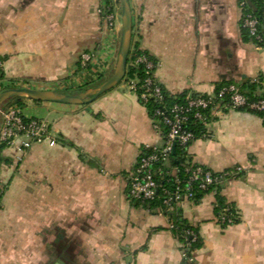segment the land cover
Here are the masks:
<instances>
[{"label":"crops","instance_id":"obj_1","mask_svg":"<svg viewBox=\"0 0 264 264\" xmlns=\"http://www.w3.org/2000/svg\"><path fill=\"white\" fill-rule=\"evenodd\" d=\"M130 4L135 40L169 95L264 77V46L245 40L241 0ZM121 31L117 0H0V89L97 86L115 71ZM21 112L45 121L49 137L29 146L19 137L2 152L0 264H185L172 214L128 197L143 148L163 145L130 82L88 105L23 101ZM208 130L188 154L216 173L243 169L220 192L240 221L218 223L217 192L178 205L203 242L188 264H264V120L228 110Z\"/></svg>","mask_w":264,"mask_h":264},{"label":"built area","instance_id":"obj_2","mask_svg":"<svg viewBox=\"0 0 264 264\" xmlns=\"http://www.w3.org/2000/svg\"><path fill=\"white\" fill-rule=\"evenodd\" d=\"M262 5L261 20L252 14H243L241 21L250 36L260 43L264 41V0ZM244 6L245 3L242 2V10ZM106 14L109 25L114 27L116 16L110 13L109 9ZM83 61L88 64L91 57L84 55ZM135 64L144 65L146 78L140 85L138 82H131L130 87L147 110L152 101L154 107L149 116L154 130L163 140V145L161 147L147 145L141 151L130 178L129 199L146 206L155 202L161 191L163 210L159 208L158 211L173 214L178 209V205L184 201L194 202L197 190L207 192L212 188L225 185L228 181L239 179L243 174V169L240 167L216 173L192 160L185 164L186 179L183 180L178 177V170L170 168L173 151L176 149L177 152L180 148L188 153L191 145L199 139L197 133L192 130L193 124L201 125L204 129L201 137H209V126L225 111L245 109L264 116V77L252 79V83L259 87L254 95V101L239 86L231 85L209 95L187 93L183 102L168 104L164 96V88L155 76L159 63L143 55L135 61ZM2 69L3 63L0 61V78ZM0 134L1 146L7 149L13 148L19 137L27 139L26 145L29 146L47 140L49 126L45 121L26 118L18 106L9 105L0 109ZM169 176L174 178V191H170L160 183V180ZM2 193L3 188L0 186V195ZM232 211L233 208L229 204L224 207L221 215L217 217L218 223L228 227L234 225L240 217L237 210ZM171 228H174L172 224ZM188 234L194 236L193 233Z\"/></svg>","mask_w":264,"mask_h":264},{"label":"trees","instance_id":"obj_3","mask_svg":"<svg viewBox=\"0 0 264 264\" xmlns=\"http://www.w3.org/2000/svg\"><path fill=\"white\" fill-rule=\"evenodd\" d=\"M242 2L245 3L244 9H243L244 15L252 14L256 18L261 20L262 15H263L262 0H241V3ZM241 28H242V32H243V35L245 37V40L253 41L258 46H264V41L262 43H260L255 38L250 36L249 32L243 27L242 22H241ZM261 30H262V26H261ZM263 39H264V34H263ZM143 55H146L147 57H149L150 60L157 62L147 52L141 50L140 43L135 40V35H133L131 51H130V55L128 58V64H127V74H126V78H125L126 82L131 83L134 81V82H138L140 85L144 81V79L146 78V69H145L144 65H142V64L136 65L135 64V61ZM231 85L239 86L242 89V91H244L246 93V95L252 101L255 100L254 95L258 91L259 87L252 83V79H245L239 85L234 84V83L221 84L217 87L216 92L219 91L220 89L224 88V87H229ZM88 88H82L79 91H77L75 94H79ZM58 92L62 93V94H70V92H65V91H58ZM186 95L187 94H184V95H181L178 97H173V96L169 95L166 92V90L164 89V96H165L166 102L168 104L183 102ZM9 105H16L20 109H22L23 108V101L11 100V101L5 103L2 107L4 108V107L9 106ZM153 107H154V105L151 101V103L149 105V109H148L149 113H151V110H153ZM240 111L258 115L264 120V116L260 113L248 111L245 109H241ZM191 127H192V130L197 133V136L199 139L203 138V137H201V134L204 133V129L201 127V125L193 124V125H191ZM4 150H5V147L2 146V152ZM187 161H192L191 157L188 155L187 152L181 150L180 148H178L176 155L173 156L172 160H171L170 168L178 170V177H180L183 180L186 179V175L184 173V168H185V164L187 163ZM168 170H170V169H168ZM160 183L163 187L168 188L170 191L175 190V182H174V178L172 176H169V177H166L165 179L160 180ZM221 188H222V186H219L216 188H212V189H210V191H207V192L197 190L194 202L199 203L204 198L205 195L216 191L217 192V206H216L215 212H216V216L219 217L222 213L223 208L228 205L226 203L225 199L220 195ZM3 193H4V190H3ZM3 193L0 195V202H1V199L3 196ZM162 199H163V195L160 191V193L157 197V200L155 202L150 203L149 205H146L143 207L149 208L153 212L157 211L159 208H162V210H163ZM133 203L137 206H142L138 202H133ZM232 212H234V208H233ZM165 214L169 215L168 213H165ZM239 221H240V219H237L234 225L238 224ZM171 222H172L171 224L174 226L173 232L176 234V236L179 238V240L184 245L185 264H188V262L192 259V254L194 252H196L197 250H200L203 247L202 239L198 235V231L194 227L189 225L188 222H186L183 219L182 213L179 209H176V212L172 214ZM222 227L228 228V226H226V225H222ZM189 232L193 233L194 236H192L191 234H188ZM195 237H196V240H195Z\"/></svg>","mask_w":264,"mask_h":264},{"label":"water","instance_id":"obj_4","mask_svg":"<svg viewBox=\"0 0 264 264\" xmlns=\"http://www.w3.org/2000/svg\"><path fill=\"white\" fill-rule=\"evenodd\" d=\"M121 8V41L119 55L113 75L97 86L90 87L79 94H62L53 90L11 88L0 92V109L11 101H32L37 103H55L82 106L93 103L95 100L113 90L125 81L127 74L128 58L131 51L134 17L130 0H117ZM1 135V134H0ZM176 155V149L173 156ZM2 163V146L0 142V169Z\"/></svg>","mask_w":264,"mask_h":264}]
</instances>
